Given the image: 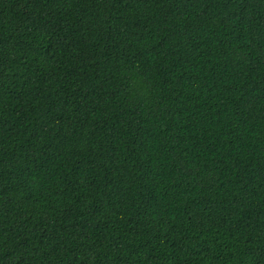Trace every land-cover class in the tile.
<instances>
[{
	"label": "trees",
	"instance_id": "trees-1",
	"mask_svg": "<svg viewBox=\"0 0 264 264\" xmlns=\"http://www.w3.org/2000/svg\"><path fill=\"white\" fill-rule=\"evenodd\" d=\"M0 264H264V0H0Z\"/></svg>",
	"mask_w": 264,
	"mask_h": 264
}]
</instances>
